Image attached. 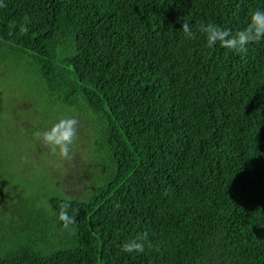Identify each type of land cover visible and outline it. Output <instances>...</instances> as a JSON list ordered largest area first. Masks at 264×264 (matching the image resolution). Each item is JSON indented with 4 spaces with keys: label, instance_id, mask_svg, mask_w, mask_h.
I'll list each match as a JSON object with an SVG mask.
<instances>
[{
    "label": "trees",
    "instance_id": "trees-1",
    "mask_svg": "<svg viewBox=\"0 0 264 264\" xmlns=\"http://www.w3.org/2000/svg\"><path fill=\"white\" fill-rule=\"evenodd\" d=\"M257 9L0 0V70H25L52 117L16 125L0 100V264H264V40L237 51L201 30L238 32ZM61 118L66 156L43 138Z\"/></svg>",
    "mask_w": 264,
    "mask_h": 264
},
{
    "label": "clouds",
    "instance_id": "clouds-1",
    "mask_svg": "<svg viewBox=\"0 0 264 264\" xmlns=\"http://www.w3.org/2000/svg\"><path fill=\"white\" fill-rule=\"evenodd\" d=\"M187 37L194 35L190 24L184 21L182 26ZM201 30L206 34L207 43L212 46L219 43L229 49L243 51L250 42L264 40V9L252 12L249 23L238 32L223 29L214 23L202 24ZM74 118H61L52 127L43 132V138L54 149L58 148L63 155H68L69 145L76 133ZM61 217L68 218V213L62 212ZM145 249V243L137 238L124 244L125 251H140Z\"/></svg>",
    "mask_w": 264,
    "mask_h": 264
},
{
    "label": "rangeland",
    "instance_id": "rangeland-1",
    "mask_svg": "<svg viewBox=\"0 0 264 264\" xmlns=\"http://www.w3.org/2000/svg\"><path fill=\"white\" fill-rule=\"evenodd\" d=\"M12 61L14 60L9 59V61H7L8 66L12 64ZM0 76H3V79L0 81L2 84V88H1L2 94L0 93L1 94L0 100L3 101L6 106H10L12 108V109L5 108L3 112L5 113L4 120L14 122L17 125L18 118L21 117L23 119V122H25L27 125H31L34 128H36L38 126L32 120L33 118L35 120L45 121V122L49 121L50 118H52L50 115H48L46 111L42 109V106H43L42 104H35L29 99V96L32 95L36 91L33 88V84L31 83L33 81L26 77L25 70H22V71L19 70L16 72L14 70L13 73H9L8 71L3 72L1 69ZM3 86H5V88ZM7 86H17L18 93L14 92L12 88H9ZM13 96L17 97L16 102L19 105L23 104V108L21 110L18 109L17 110L18 112L12 114L11 111L13 110V107L11 105H14V102H15L13 101V98H14ZM6 99H8V101H6ZM28 102H30L31 104L27 105ZM16 108H19V106L17 105ZM28 114L32 116L33 118H30ZM10 117H13L14 119L11 120ZM25 135H26V132H24V129L22 127L15 126L11 128L12 137L8 139V142L13 144L15 149H19L20 145L23 143V140L21 139V137H24Z\"/></svg>",
    "mask_w": 264,
    "mask_h": 264
}]
</instances>
